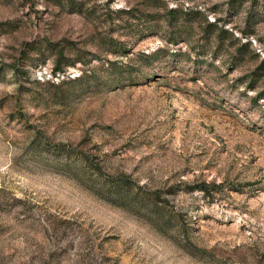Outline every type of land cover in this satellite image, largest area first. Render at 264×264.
Masks as SVG:
<instances>
[{
  "label": "rangeland",
  "instance_id": "374dc122",
  "mask_svg": "<svg viewBox=\"0 0 264 264\" xmlns=\"http://www.w3.org/2000/svg\"><path fill=\"white\" fill-rule=\"evenodd\" d=\"M263 57L264 0H0V264H264Z\"/></svg>",
  "mask_w": 264,
  "mask_h": 264
},
{
  "label": "trees",
  "instance_id": "16d2710c",
  "mask_svg": "<svg viewBox=\"0 0 264 264\" xmlns=\"http://www.w3.org/2000/svg\"><path fill=\"white\" fill-rule=\"evenodd\" d=\"M262 63L264 64V57L262 59ZM112 185H113V189H114L115 194L120 195L124 198L129 197L128 194H129V192H131V189L127 186L126 180L114 181V182H112ZM186 185H187L186 187L188 190H198V191H201L203 193V195H205V196H211V193L208 189V187H209L208 183L200 182V183H192V184H186ZM212 185H215V184L213 183ZM157 208H158V206H157L156 202L153 201L152 208H150V209L155 210ZM158 217H160L158 219H160V220L162 219L160 215H158ZM163 219H164V217H163ZM165 221L167 222L168 219H166Z\"/></svg>",
  "mask_w": 264,
  "mask_h": 264
}]
</instances>
